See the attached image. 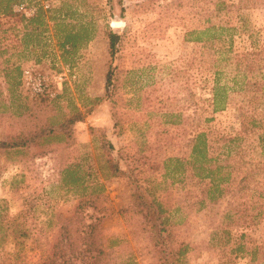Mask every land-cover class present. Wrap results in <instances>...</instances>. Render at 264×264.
Returning <instances> with one entry per match:
<instances>
[{"label": "rangeland", "instance_id": "374dc122", "mask_svg": "<svg viewBox=\"0 0 264 264\" xmlns=\"http://www.w3.org/2000/svg\"><path fill=\"white\" fill-rule=\"evenodd\" d=\"M24 1L37 12H49L40 28L22 15L0 18V43L7 51L0 56V141L48 116L68 115L76 108L93 111L75 125V144L67 149L48 146L0 157V226L7 229L0 235V264H44L54 255L62 264V254L74 257L75 264H91L89 242L113 249L99 264H163L139 232L138 218L133 223L131 213H123L132 206L131 185L126 178L107 176L105 156L91 128L106 132L116 150L128 153L127 161L135 164L145 187H152L149 192L162 197L173 213L182 199L181 213L171 216L176 242L188 246L180 264H264V218L256 223L226 219L225 200L196 205L203 186L197 179L181 189L171 185L181 176L150 170L170 158H187L186 145L199 132H206L211 151L218 155L238 135L241 95L229 93L224 110L214 113L215 72L223 71L222 83L230 81L233 55L264 48V8L250 6V0ZM58 14L72 26L85 25L93 38L66 54L48 20ZM211 23L232 28V50L228 38L213 46L190 40L193 31ZM110 31L120 37L114 56ZM25 71L46 79L45 95L35 92L36 83L26 80ZM111 75L115 94L108 84ZM59 76L62 91L56 84ZM252 141L246 139L242 147L248 149ZM64 164L81 166L85 196L62 183ZM189 191L197 195L190 202ZM17 216L19 224L33 231L21 259L13 254L8 230Z\"/></svg>", "mask_w": 264, "mask_h": 264}, {"label": "trees", "instance_id": "16d2710c", "mask_svg": "<svg viewBox=\"0 0 264 264\" xmlns=\"http://www.w3.org/2000/svg\"><path fill=\"white\" fill-rule=\"evenodd\" d=\"M250 1L252 2L250 6L254 4V6L264 8V0ZM23 2L25 1L0 0V18L18 16L14 14L13 7ZM47 12L39 9L34 17L27 20L21 16V19L40 28L46 25ZM48 20L53 22L56 37L60 41V48L66 54L76 52L80 46L93 38V34L85 25L72 26L66 23L64 15L58 14L49 17ZM231 31L230 27L216 26L211 23L201 30L193 31L190 34V40L213 46L221 38H228L229 47L232 50ZM108 36L111 56H114L120 37L118 33L112 31L108 32ZM6 53L7 51L0 43V56ZM230 60L233 67L230 81L222 83L223 71L215 72L211 108L214 113L222 111L229 93L240 94L242 103L239 111L242 121L238 135L229 139L227 137L225 140L228 139V141H224V144L229 145H225L226 151L221 150L218 155L216 151H211L206 132H199L186 145L189 153L187 158H170L163 163L162 167L154 165L150 170H153V173H158L160 170L166 174L173 172L181 176V179H173L171 183L172 186L182 185L181 189L185 188V183L190 179H197L198 183H203L200 193L197 196L193 191L187 192L186 201L190 202L191 198L197 196L196 205L204 208L215 206L225 200L227 203L226 219L233 220V218L239 217L244 221L250 220V222L256 223L257 220L264 218V48L237 53ZM16 71L19 79L21 77L20 68L17 67ZM108 84L114 87L113 94H115L117 83L113 80L112 75L108 78ZM97 100L102 101V99ZM92 111L93 109L82 111L76 108L68 115H53L41 121L37 120L30 127H25L19 133L9 136L5 141H0V157L10 153L24 155L32 149L48 146H62L67 149L75 144V125L84 121ZM114 119L115 127L121 126L116 115ZM90 133L99 145L98 149L105 156L107 176L126 178L131 185L132 206L125 209L123 213H131L133 223L138 218L135 223L141 227L139 232L146 235L151 241L158 260L163 264H171V261L174 264H180L188 252V246L176 242L171 216L174 213H181L182 199L180 198L173 213L172 206L167 205L162 197L156 193H150L152 187L149 189L150 192L149 187H145L140 175L135 170V164L128 163V153H124L120 149L116 150L106 132L91 128ZM248 138H253V141L247 147L248 149H244L243 143ZM186 166H189L190 171L185 169ZM60 174L62 183L70 191L81 194V197L86 195L88 187L80 165L64 164ZM252 211H256V213L252 214ZM20 217L17 216L8 223V230H10V236L13 239V254L16 259L22 258L26 239H29L33 234L32 230L29 231L18 223ZM6 232V226H0V235L5 236ZM37 232L39 231L37 230ZM91 238L89 237V239ZM36 244L38 245V243ZM1 247L3 244L0 242ZM87 252L90 254L91 264H99L101 259L105 261L111 257L113 249L89 242ZM61 258L62 264H75L73 263L74 257L62 254ZM44 264H57L56 255L51 261H44ZM127 264L134 263L128 260Z\"/></svg>", "mask_w": 264, "mask_h": 264}, {"label": "built area", "instance_id": "2783aa9c", "mask_svg": "<svg viewBox=\"0 0 264 264\" xmlns=\"http://www.w3.org/2000/svg\"><path fill=\"white\" fill-rule=\"evenodd\" d=\"M43 8L45 10H49L50 9V5L48 4H44ZM13 12L14 14H18V15H22L25 18H32L36 15L37 10L33 7H29L25 2L23 3H19L14 5L13 7ZM25 78L28 82H35L36 87H34L35 92H37V94L40 95H45L47 93V86H46V79L45 78H33V75L31 73V71H25L24 72ZM56 84L58 86V89L60 91L63 90V77L59 76L56 78Z\"/></svg>", "mask_w": 264, "mask_h": 264}]
</instances>
